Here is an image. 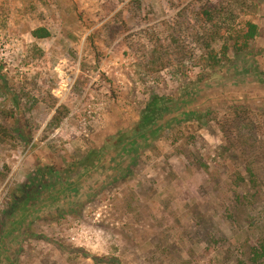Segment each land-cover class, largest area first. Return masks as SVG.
I'll return each mask as SVG.
<instances>
[{
    "label": "rangeland",
    "instance_id": "obj_1",
    "mask_svg": "<svg viewBox=\"0 0 264 264\" xmlns=\"http://www.w3.org/2000/svg\"><path fill=\"white\" fill-rule=\"evenodd\" d=\"M132 1L0 0V112L17 115L36 99L33 119L45 120L32 149L0 142V237L20 221L21 190L49 152L60 170L65 155L128 130L159 96L173 99L177 125L81 217L33 224L19 264H249L264 234V0L239 21L261 28L255 50L213 79L197 63L150 75L127 44L157 31L180 1L142 0L137 10ZM38 29L50 37L36 39ZM46 94L70 114L40 143L54 114Z\"/></svg>",
    "mask_w": 264,
    "mask_h": 264
},
{
    "label": "trees",
    "instance_id": "obj_2",
    "mask_svg": "<svg viewBox=\"0 0 264 264\" xmlns=\"http://www.w3.org/2000/svg\"><path fill=\"white\" fill-rule=\"evenodd\" d=\"M179 1L174 14L157 23V31L155 28V32L147 30L139 41H129L127 44L131 52L137 53L150 75L161 74L187 63H197L196 66L209 71V77L213 79V71L238 57L253 53L261 28L253 22L242 24L239 21L253 8L254 0ZM132 3H135V10L143 4L142 0ZM130 4L127 6L129 15L133 12ZM134 18L135 15L131 20ZM33 36L46 39L50 34L46 29H38ZM257 83L264 85L263 74H259ZM213 84H219V81ZM41 98L54 114L40 135V143L44 142L43 138L48 133L54 132V126L63 123L70 114L67 105L57 107L59 101L51 94ZM172 104V98L154 96L147 103L141 118L128 130L103 139L100 145L92 146L85 153L72 157L65 155L60 170L53 165L56 153L49 152L36 174L21 190L20 202L15 209V218H21L20 221H16L15 226L8 224L2 229L0 264H19L23 245L33 237L29 230L33 224H50L53 221L61 224L68 216L81 217L85 209L102 194L109 193L112 187L120 183L126 184L140 158L153 149L154 144L172 126L177 125ZM30 105V108L21 109L17 115L13 111L0 112V142H12L25 150L32 149L33 140L45 120L33 119L37 100L33 99ZM193 117L201 120L204 116L200 112ZM13 118L15 121L11 124ZM261 157L264 160V154ZM248 172L254 176L256 171L250 165ZM47 241L59 244L56 240ZM64 249L66 252L62 250V253L71 256L80 251ZM106 259H102V263L117 264ZM249 264H264V234L257 238L251 248Z\"/></svg>",
    "mask_w": 264,
    "mask_h": 264
}]
</instances>
